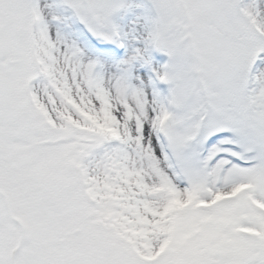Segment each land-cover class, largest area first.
Wrapping results in <instances>:
<instances>
[{
  "label": "snow or ice",
  "instance_id": "snow-or-ice-1",
  "mask_svg": "<svg viewBox=\"0 0 264 264\" xmlns=\"http://www.w3.org/2000/svg\"><path fill=\"white\" fill-rule=\"evenodd\" d=\"M0 264H264V0H0Z\"/></svg>",
  "mask_w": 264,
  "mask_h": 264
}]
</instances>
